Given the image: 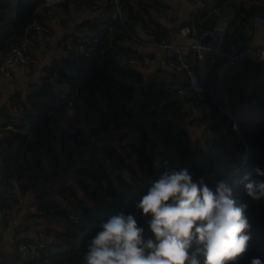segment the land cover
<instances>
[{
	"label": "trees",
	"instance_id": "1",
	"mask_svg": "<svg viewBox=\"0 0 264 264\" xmlns=\"http://www.w3.org/2000/svg\"><path fill=\"white\" fill-rule=\"evenodd\" d=\"M204 1L205 8L183 25L193 24L197 28L210 25V21L217 14L213 11L212 5L219 8L227 5L235 7L236 17L230 22V28L246 27L256 16H264V0H256L252 4L238 0ZM119 7V15L116 18H114L113 3L109 5L107 15L86 24L87 30L92 31V34L79 41L88 42L95 37L98 41L90 44L89 56L82 57L76 62L81 72L80 78L69 80L64 75V68L48 67L47 79H57L65 83L66 87L57 88L49 101L41 103L40 106L24 104L25 112L22 120L34 121L32 125L34 139L27 143L25 136L8 131L0 142L1 153L11 160H21L24 146L31 149L33 160L30 165L38 168L34 165L39 164L41 154L47 150L50 134L48 124L53 118L46 113L47 108L54 106L57 110L63 111L68 101L73 100L77 109L81 106L85 107L89 114L100 111L105 117L101 119L99 125H92L89 128L78 125L77 136L80 143L91 145L94 148L93 155L101 149L113 164L112 169H109L106 163L99 162L95 167L82 170L84 176L101 182V186H97L99 190L87 189L94 198L95 205L91 207L79 199L72 186L69 194L63 195L69 197L68 205H63L58 199L43 202L42 210L50 215L65 218L66 227L63 230L46 232L45 238L37 242L21 240V243L26 242L36 247L35 257L24 260V264H82L81 257L86 250L87 242L99 231L100 224L120 212L133 213L135 203L146 193L151 182L158 179L165 170L187 168L194 179L203 177L212 187L215 181L232 172V166L238 167L231 176L234 195L249 206L247 211L254 236L248 252L239 260V264H250L254 257L264 261V198L253 201L246 194L244 183L241 182L249 173L251 179L264 180V176H257L253 171L257 167L264 171V119L241 120L238 122V131L230 126L227 135L231 137V143L226 141L227 135L214 138V147L205 155L202 148L194 149L188 139L179 135L170 124L165 123L160 127V131L164 140L174 145V155H167V158L160 163L156 160L155 152L151 153L144 138H141L139 144L130 143L128 147L105 143L111 123H116L121 128L120 139L129 133L123 131V126L125 121L131 118L132 110L126 111L124 107L134 85L129 79L120 80L118 74L124 75L126 79L141 75L140 72L123 67L120 63L123 58L139 57L135 46L140 41L139 29L144 28L157 41L170 40L172 30L177 29L168 25L174 19L170 17L169 7L163 0H120ZM14 10L17 11L16 15L13 14ZM48 10L49 7L45 6L42 0H16L15 3L0 0V53H4L14 45L22 44L26 37H31L35 32L31 26L35 21L42 24L46 17L49 18ZM73 62L71 60L70 64ZM199 77L203 86L201 93L203 99L211 105L213 116L219 117L222 122L227 120V115L220 109L219 104L224 105L228 103L227 100L233 106L256 100L261 107H264L263 87L248 90L246 86L232 82L221 87L216 77L202 78L201 75ZM192 100L197 104V98ZM36 108L39 110L37 113ZM8 119L12 121L11 118ZM141 130L144 131V128ZM12 143L17 144L16 148L8 151ZM245 158L246 161H243ZM23 168L22 166L21 172ZM216 171L219 172L218 177L215 180L210 179L208 175ZM5 180L0 182V209L8 208L18 202L16 197L8 192ZM82 187L86 188V184ZM73 196L76 197L77 202H74ZM73 215H77L79 219L75 221ZM90 227H92L91 231L79 244L80 234L87 232ZM20 257L21 253L18 252L14 261L3 264H16Z\"/></svg>",
	"mask_w": 264,
	"mask_h": 264
},
{
	"label": "crops",
	"instance_id": "2",
	"mask_svg": "<svg viewBox=\"0 0 264 264\" xmlns=\"http://www.w3.org/2000/svg\"><path fill=\"white\" fill-rule=\"evenodd\" d=\"M9 1L12 3L16 2V0ZM163 1L169 7L170 17L174 19L168 25L173 29L177 28L172 30V45L187 47L189 42L183 34L179 33V28L193 16L199 14L200 10L205 8L206 2L204 0ZM241 1L252 4L256 0H238V2ZM110 4H113L112 0H107L102 5H95L94 2L87 0L65 1L57 4L55 6L56 18L53 20L46 17L44 22H42L47 28V32L52 33V38L42 40L34 32L31 37L28 36L25 39L29 50L41 60V68L47 70L48 67L56 69L68 67L71 62L72 52L67 44L69 42H77L88 34H92V31L87 30L86 24L107 15ZM211 7L213 11L217 12L215 18L223 17L232 22L236 17V9L231 5L220 8L215 5ZM16 12L14 10L13 14L16 15ZM215 18L210 21L211 24ZM36 23L40 22L35 21L31 29L35 30ZM29 29L27 30L29 31ZM138 34L140 41L135 46L139 52V57H150L151 61L144 65H136L130 63L129 58L120 60L123 67L140 72V77L144 80L138 104L133 107L131 118L125 121L123 131L130 132L133 127L152 131L154 129L160 130V127L165 123L170 124L179 135L188 139L194 149L197 150L203 149L209 139H218L227 135L228 128L231 126L228 116L227 120L222 122L219 117L213 116V114L208 115L202 108L194 109V103L189 93H179L176 90L162 88V84L166 81L173 85H186L189 83V76L185 69H179L171 64L172 61L178 60L177 54L167 48L155 47L153 37L144 28L141 27ZM229 37L232 41L238 42L251 57H256L264 49V22L254 19L246 27L239 29L231 27ZM2 55L3 52L0 53V59ZM185 60L202 78L216 77L217 83L221 87L232 82L233 84L246 86L248 90L255 87L264 88V62L257 64L248 63L258 67L261 76L258 81L250 80L245 85H242L240 77L232 74L233 68L220 59L207 57L205 60H198L193 53H189L185 56ZM13 73V80L0 75V125L8 122V118H11L12 121L22 120L25 112L24 104L32 106V99L36 94L44 95L40 88L42 83L52 84L51 81H46L41 69L22 71L19 67H15ZM118 76L120 80L129 79L133 83L132 78L126 79L122 74H118ZM56 89L57 87H55L54 91ZM52 93L48 98L52 96ZM162 96L165 97L164 102L161 101ZM152 101L157 102L158 107L150 111L148 107ZM227 102L231 105L228 100ZM141 107L145 111L139 114ZM231 108L238 122L241 120L260 121L264 119V107H261L256 100L245 101L237 106L231 105ZM103 118L105 117L102 112L96 111L89 114L86 108L82 106L77 109L76 113L61 112L57 115V119L60 121L57 134L63 136L65 125H80L89 128L92 125H99ZM120 133L121 128L118 131H109L105 143L121 146L118 143ZM132 140H137V138L131 136ZM16 145V143H12L8 151L15 149ZM151 147L159 163L162 162L158 158L160 151H166L167 155H174V148H168L165 140L158 136L152 139ZM93 152L94 148L91 145H87L85 150H79L65 145L62 141H58L51 146L47 144V150L41 154L38 161L39 164L34 165L39 169L37 179L33 183H21V160L5 158L0 150V182L6 179L8 192L13 194L17 201H20V206L11 219L9 230L3 231L0 227V264L14 261L19 252L21 240L27 239L37 242L45 238L46 232L63 230L66 227L65 218L50 215L42 210V204L46 200L58 199L65 205L61 200V196L69 194L72 186L75 188L79 199L91 207L95 205V200L87 192V189L90 191L98 189L96 181L84 176L82 170L95 167L99 162L106 163L108 168L112 169L113 164L107 159L105 154L98 152L93 155ZM237 169L238 167L232 166V172L227 174L234 173ZM220 170L219 168L218 171ZM5 176L7 178H4ZM84 184H86V188L82 187ZM72 199L77 202L75 196ZM91 229L92 227L87 232L80 234L78 238L79 244Z\"/></svg>",
	"mask_w": 264,
	"mask_h": 264
},
{
	"label": "clouds",
	"instance_id": "3",
	"mask_svg": "<svg viewBox=\"0 0 264 264\" xmlns=\"http://www.w3.org/2000/svg\"><path fill=\"white\" fill-rule=\"evenodd\" d=\"M253 171L264 176L259 167ZM253 200L264 180L241 181ZM248 204L234 195L231 175L210 187L187 168L165 170L131 214L110 216L91 237L82 264H239L253 240ZM143 221V223H141ZM250 264H264L258 257Z\"/></svg>",
	"mask_w": 264,
	"mask_h": 264
},
{
	"label": "built area",
	"instance_id": "4",
	"mask_svg": "<svg viewBox=\"0 0 264 264\" xmlns=\"http://www.w3.org/2000/svg\"><path fill=\"white\" fill-rule=\"evenodd\" d=\"M45 6L49 7L48 16L51 19H55V6L61 2L65 1H76V0H42ZM95 5H102L107 0H92ZM115 5L114 18H116L120 11V0H112ZM256 20L264 22V16H256ZM35 32L39 39H48L52 38V33L47 32V28L41 24H35ZM230 32V21L223 18L217 17L212 24L207 25L202 28H197L193 24H186L180 27L179 33L183 34L189 45L187 47H176L172 45L171 39L164 41H157L153 39V44L157 48H167L170 49L173 53L178 55L177 61H172L171 64L176 66L179 69H185L189 76V83L183 86L173 85L169 81H166L162 84L163 89L176 90L179 93H189L192 98H197V104H193L194 109H204L208 115L213 114V109L209 103H207L202 96L203 86L200 80L198 73H196L191 65L185 60V56L189 53H193L198 60H205L207 57H212L220 59L226 62L232 68L240 64H248L252 62L253 64L263 63L264 62V49L261 51L260 55L256 57H251L249 53L243 49L238 42L232 41L229 37ZM98 41V38L93 40H88V42L77 41L69 42L67 44L68 48L72 52L71 60L74 62L64 69V75L69 80H77L81 76V72L77 67V63L82 57L90 55V44ZM130 63L136 65H144L151 61L150 57H130ZM19 67L22 71H27L28 69H41L42 75L45 77L46 81H51V83L57 88H65V83H61L57 79H47L48 72L45 69L41 68V60L35 56L28 48L27 41L23 42L20 45H14L11 48L7 49L0 59V75H4L7 79L13 80L14 73L13 69ZM134 89L132 93L126 100L125 110L130 111L138 104L139 96L141 94V88L144 85V80L141 77L134 76L132 77ZM49 101V98L44 95L36 94L32 102L34 105L40 106L41 103H46ZM161 101H165V97H161ZM157 102L150 103L148 109L153 111L157 108ZM220 109L228 116L233 130H239L238 121L236 120L231 105L225 103L224 105L219 104ZM38 108L35 109L37 113ZM70 112L76 113L77 108L74 106V101L69 100L67 107L63 111L57 110L54 106L47 108L46 113L52 115L53 118L48 124L49 136L47 143L51 146L58 141H62L65 145L74 147L79 150H85L87 148L86 144H81L78 139L79 128L75 125H65L63 136L57 134V130L60 127V121L57 119V115L61 112ZM145 111L144 108H140L139 113L142 114ZM34 121L30 119L20 120V121H8L0 125V140L8 134V131L17 132L26 137V142L34 139L32 125ZM111 130H120V127L116 123H111L108 127V132ZM131 136L136 137L137 140L131 141ZM158 136L164 140V136L159 129H144L141 131L139 127H133L127 136L118 140V143L122 147H128L130 143L139 144L141 138H144V142L150 148L151 153L154 150L151 147L152 139ZM141 137L140 139H138ZM226 141L231 143L232 139L229 135L226 136ZM165 144L168 148H173V144L166 142ZM214 147L213 139H209L208 142L203 147V155L210 151ZM99 153H103L100 149ZM248 157V155L246 156ZM158 158L160 161H164L167 158L166 151H160L158 153ZM33 160V153L31 149L24 146L22 149L21 163L24 167L20 174L21 183L30 182L33 183L39 174V169L34 168L30 165V162ZM109 160V159H108ZM110 161V160H109ZM246 161V158L243 160ZM219 172H213L208 175L212 180H215L218 177ZM233 173L223 175L220 179L231 175ZM97 186H101V182L96 180ZM1 194V187H0ZM61 200L68 205L70 202L69 197L61 196ZM20 206V201L15 205L8 208L0 209V227L3 231H7L10 228V223L12 217L15 215L18 207ZM75 221L79 219L77 215H73ZM36 247L32 244L23 242L19 245V252L21 257L16 264H24V260L33 259L35 257Z\"/></svg>",
	"mask_w": 264,
	"mask_h": 264
},
{
	"label": "water",
	"instance_id": "5",
	"mask_svg": "<svg viewBox=\"0 0 264 264\" xmlns=\"http://www.w3.org/2000/svg\"><path fill=\"white\" fill-rule=\"evenodd\" d=\"M232 74L234 76L240 77V82L242 85H245L250 80L251 81H258L259 77L261 76V72L259 68L256 66H252L250 64H240L232 69ZM44 95L49 97L50 94L54 91L55 86L50 83H42L40 85Z\"/></svg>",
	"mask_w": 264,
	"mask_h": 264
}]
</instances>
